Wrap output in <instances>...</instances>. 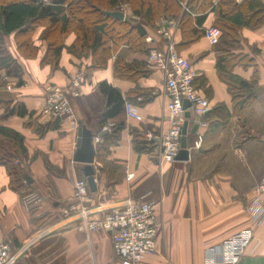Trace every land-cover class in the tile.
I'll return each instance as SVG.
<instances>
[{
	"label": "crops",
	"instance_id": "obj_1",
	"mask_svg": "<svg viewBox=\"0 0 264 264\" xmlns=\"http://www.w3.org/2000/svg\"><path fill=\"white\" fill-rule=\"evenodd\" d=\"M216 1L212 0L213 3ZM117 10L124 14L121 21L137 22L140 19L128 3L121 4ZM161 19L166 18L157 19L153 26H145V40L150 38L146 42L151 48H164L165 41L157 32ZM169 19L178 23L179 18ZM214 20V13L209 12L202 27L212 26ZM44 29L45 26L39 25L32 33L31 43L36 47L33 56L17 51L13 35L5 38L7 49L22 68V82L18 84L17 78L6 74L10 89L0 91V100L20 102L34 114L0 119L1 125L22 136L26 149L22 164L25 174L32 180L27 183L24 177L22 184H16L6 167L0 164L1 238L16 248L47 227L58 216L60 207L70 200L74 180L84 177L83 164L73 161L77 129H70L65 120H57L56 128H49L42 135L36 131L37 124L48 121L39 113L44 85L55 83L64 87L74 72L84 69L82 94L72 99L78 120L96 117L103 108L104 97L97 90L101 81L128 97L127 101L141 115L140 121L128 118L123 108L121 116L102 126L94 120L86 125L93 136L103 133L102 141V137L111 132L102 131L104 126L112 124L113 128L119 122L124 124L116 144L110 147L102 163L96 157L94 159L97 190L91 192L93 200L109 204L111 200L131 197L155 204L154 211L160 224L156 250L139 264H203L207 246L217 244L249 225L255 188L264 175V24L254 30L242 28L239 47L231 51L232 54H248L254 60L249 66L237 64L229 70L245 80L256 75L255 86L251 88L254 96L242 110L233 108L227 84L220 77L223 72L218 66V52L214 46L204 36L184 42L178 24L171 30L175 48L192 63L195 87L216 111L207 116L206 128L195 129L202 131L201 147L190 151L187 160L173 162L161 160L155 144L145 152L135 151L132 145L133 130L142 136L148 132L160 136L168 127L165 110L168 97L163 88V72L147 65V74L137 80L120 79L113 74L117 57L127 62H146V54L130 51L123 44L112 52L104 68L87 71L90 56L77 58L65 49L75 38L74 33H69L62 36L58 68L53 69L42 63L47 46L41 36ZM137 89L147 93L148 97L134 99ZM3 111L1 106L0 116ZM191 126L188 122V143L195 137V131L190 133ZM94 146L96 150L97 144ZM128 173H132L131 177H127ZM27 189L40 197V201L31 207L22 202ZM17 264L120 262L114 255L109 232L79 231L67 226L42 237ZM239 264H264V221L255 229L248 252Z\"/></svg>",
	"mask_w": 264,
	"mask_h": 264
},
{
	"label": "trees",
	"instance_id": "obj_2",
	"mask_svg": "<svg viewBox=\"0 0 264 264\" xmlns=\"http://www.w3.org/2000/svg\"><path fill=\"white\" fill-rule=\"evenodd\" d=\"M123 3L131 6L140 17L139 21H121L105 15V11L117 10ZM209 12L215 15L212 26L221 30L218 42L213 45L218 52V66L223 72L220 77L227 84L233 108L242 110L254 96L251 88L255 86L256 75L250 80H245L233 75L229 70L237 64L249 66L254 60L249 58L248 54H232L231 51L239 47L242 28L254 30L264 24L262 0H217L215 3L212 0H0V71L17 78L18 84L22 82V68L7 49L5 38L13 35L17 51L25 56H33L36 47L31 43V36L39 25L45 26L41 36L47 45L42 63L49 64L53 69L58 68L63 48L62 36L74 33V40L65 46V49L77 58L90 56L91 62L86 68L90 71L104 68L112 52L123 44L127 45L130 51L147 55L151 47L145 40V26H153L160 18H179L178 27L181 29L183 41H195L204 36L205 28L202 24ZM193 23L196 27H193ZM147 65L143 60L127 62L117 57L113 63V74L120 79L137 80L147 74ZM97 90L104 97V106L96 117L87 116V120H80L87 126L92 120L102 126L107 121L121 116L124 103L129 99L123 97L117 88L106 81L99 82ZM139 96H142V99L148 97L147 93L137 89L133 98L137 99ZM1 106L4 111L0 119L10 115L23 117L34 114L20 102L0 100ZM213 112H216L215 109H211L207 116ZM56 122L57 120L37 124V133L42 135L47 129L56 128ZM123 125V122L114 124L111 132L104 135L103 140L97 144L95 157L101 163L110 147L116 144ZM132 134L135 151H150L152 142L146 140L139 131L133 130ZM25 154L22 136L0 124V164L6 167L16 184H22L24 181L26 172L22 157ZM109 167L112 168L111 165Z\"/></svg>",
	"mask_w": 264,
	"mask_h": 264
},
{
	"label": "built area",
	"instance_id": "obj_3",
	"mask_svg": "<svg viewBox=\"0 0 264 264\" xmlns=\"http://www.w3.org/2000/svg\"><path fill=\"white\" fill-rule=\"evenodd\" d=\"M47 1V0H45ZM177 21L161 19L157 32L165 41L164 48H151L146 55L149 67L163 72L164 92L168 97L165 105L168 127L164 134L154 136L151 133L143 137L155 144L161 160L173 162L180 149L181 128L185 121V112L189 111L188 122L196 128H206L207 114L211 110L210 102L194 85L195 71L192 63L176 50L171 30L177 27ZM221 36V30L209 26L204 30V37L209 44L214 45ZM150 40L149 37L146 38ZM85 76L84 69L74 72L66 86L55 83L44 85V99L39 113L48 121L65 120L72 130L78 128V117L71 99L82 94L81 85ZM10 89L8 76L0 71V91ZM141 100V96L137 98ZM189 102L184 108L183 101ZM126 116L140 121L141 115L135 106L125 101ZM112 124L103 127L102 131H111ZM197 129L194 139L188 143L189 152L201 147L203 134ZM101 137L93 136V144H98ZM128 173L127 177H131ZM40 201L34 191L24 192L22 202L31 207ZM253 208L249 225L240 229L221 242L207 246L204 251L203 264H239L248 252L254 238L255 229L264 221V175L256 185ZM155 204L147 200L125 197L111 202H95L84 178L73 182L70 200L63 204L58 216L47 227L38 230L26 239L20 246L12 248L9 242L0 236V264H17L19 259L45 235L67 226H73L79 231H107L111 235L114 255L120 264H139L145 257L156 250V240L160 224L155 215Z\"/></svg>",
	"mask_w": 264,
	"mask_h": 264
},
{
	"label": "water",
	"instance_id": "obj_4",
	"mask_svg": "<svg viewBox=\"0 0 264 264\" xmlns=\"http://www.w3.org/2000/svg\"><path fill=\"white\" fill-rule=\"evenodd\" d=\"M105 15H109L117 20L123 19V12L119 10L105 11ZM184 108L189 107V102L183 101ZM190 113L188 110L185 112V121L181 128L180 136V149L175 156V160H187L189 158L188 140H187V129H188V118ZM77 128V139H76V149L73 154V161L83 164L82 173L86 179L88 188L90 192H95L97 190L95 177H94V167L93 162L96 155L95 146L93 144V133L89 130L85 124L80 120L78 121ZM196 125H192L190 128V133H194ZM103 133L99 134V136ZM25 181L31 183V178L29 175L25 174Z\"/></svg>",
	"mask_w": 264,
	"mask_h": 264
},
{
	"label": "rangeland",
	"instance_id": "obj_5",
	"mask_svg": "<svg viewBox=\"0 0 264 264\" xmlns=\"http://www.w3.org/2000/svg\"><path fill=\"white\" fill-rule=\"evenodd\" d=\"M25 192V191H24Z\"/></svg>",
	"mask_w": 264,
	"mask_h": 264
}]
</instances>
